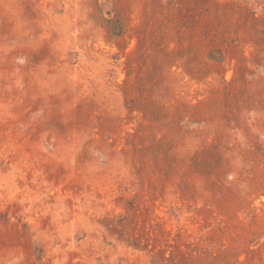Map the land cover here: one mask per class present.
Masks as SVG:
<instances>
[{
	"label": "rangeland",
	"instance_id": "1",
	"mask_svg": "<svg viewBox=\"0 0 264 264\" xmlns=\"http://www.w3.org/2000/svg\"><path fill=\"white\" fill-rule=\"evenodd\" d=\"M0 264H264V0H0Z\"/></svg>",
	"mask_w": 264,
	"mask_h": 264
}]
</instances>
